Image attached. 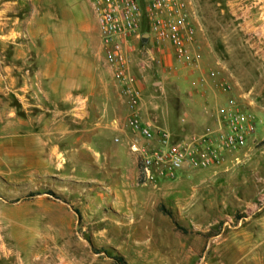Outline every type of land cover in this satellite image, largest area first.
<instances>
[{"label":"rangeland","instance_id":"374dc122","mask_svg":"<svg viewBox=\"0 0 264 264\" xmlns=\"http://www.w3.org/2000/svg\"><path fill=\"white\" fill-rule=\"evenodd\" d=\"M68 1L60 0L66 6L61 14L58 3L0 0L2 11L8 3L11 17L9 25L0 24V34L12 30L6 40L15 38V19L33 21V11L52 24L70 23L76 14ZM184 1L195 28L198 64L185 67L169 47L136 42L132 66L146 89L143 119L167 129L175 141L201 134L213 125V106L229 97L217 87L224 79L240 108L255 118L246 147L209 168L156 184L137 181L130 169L133 153L117 166L82 147L84 139H61L69 154L60 155L53 169L50 164L26 168L19 157L2 154L0 264H115L114 255L126 264H264V51L258 42L251 45L252 38L264 35V0ZM84 11L86 33L79 27L66 32L91 36L89 51L111 71L93 0H85ZM19 35L15 41L22 40ZM209 72L214 77L202 91L200 75ZM5 87L0 72V126L8 110L21 116L24 93Z\"/></svg>","mask_w":264,"mask_h":264},{"label":"crops","instance_id":"0c3cea01","mask_svg":"<svg viewBox=\"0 0 264 264\" xmlns=\"http://www.w3.org/2000/svg\"><path fill=\"white\" fill-rule=\"evenodd\" d=\"M36 1L50 5L60 2ZM68 2L69 9L76 14L70 23L59 20L52 24L50 18L33 11V21H14L18 24L16 35L20 34L22 40L15 41L17 36L6 40L10 39L12 30L9 35L0 34V59H3L0 72L5 88L24 91L19 102L21 116L18 118L14 110L5 112L7 120L0 126V156L19 157L20 164L26 168L50 164L53 169L60 155L69 154L70 147L64 145L61 149L60 140L74 138L84 139L82 147L103 155L105 162L122 166L128 161L126 154H132L124 147L130 135L126 104L103 58L89 51L92 37L82 38L79 34L72 37L66 32L68 28L79 27L81 33H86L82 25L85 0ZM5 7L3 11L0 9V24L4 26L11 20L8 3ZM65 10L66 6L59 5L61 14ZM34 27L42 29L34 30ZM138 85L141 92L146 90L141 83ZM96 99L100 104H94ZM133 156L130 169L137 175L136 156Z\"/></svg>","mask_w":264,"mask_h":264},{"label":"built area","instance_id":"2783aa9c","mask_svg":"<svg viewBox=\"0 0 264 264\" xmlns=\"http://www.w3.org/2000/svg\"><path fill=\"white\" fill-rule=\"evenodd\" d=\"M93 3L104 59L126 104L128 148L136 156V178L140 184L174 181L188 171L216 165L225 154L246 147L256 129L255 118L240 108L232 85L224 79L217 87L229 97L214 106L211 113L214 124L201 134L185 135L175 141L167 129L143 119L144 101L132 66L135 43L140 42L141 35L148 34L147 44L169 47L174 59L185 67L198 64L200 52L195 28L184 0H93ZM252 41L251 45L258 42L264 51V35ZM213 77L214 72L201 74L200 89L206 88L207 79Z\"/></svg>","mask_w":264,"mask_h":264},{"label":"trees","instance_id":"16d2710c","mask_svg":"<svg viewBox=\"0 0 264 264\" xmlns=\"http://www.w3.org/2000/svg\"><path fill=\"white\" fill-rule=\"evenodd\" d=\"M142 31L143 32L146 31V28L143 27ZM111 258L115 264H126L125 259L121 255H114V256H111Z\"/></svg>","mask_w":264,"mask_h":264},{"label":"water","instance_id":"95a60500","mask_svg":"<svg viewBox=\"0 0 264 264\" xmlns=\"http://www.w3.org/2000/svg\"><path fill=\"white\" fill-rule=\"evenodd\" d=\"M147 40H148V34H147V33H143V34L141 35V38H140L141 44H142V45L147 44Z\"/></svg>","mask_w":264,"mask_h":264}]
</instances>
